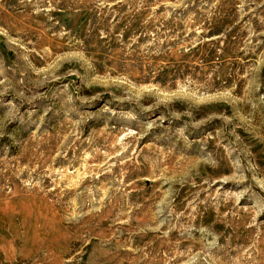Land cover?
Returning a JSON list of instances; mask_svg holds the SVG:
<instances>
[{"label": "rangeland", "instance_id": "obj_1", "mask_svg": "<svg viewBox=\"0 0 264 264\" xmlns=\"http://www.w3.org/2000/svg\"><path fill=\"white\" fill-rule=\"evenodd\" d=\"M0 264H264V0H0Z\"/></svg>", "mask_w": 264, "mask_h": 264}]
</instances>
